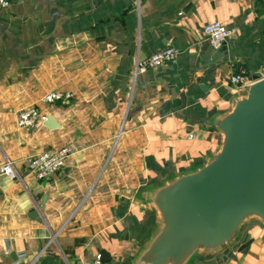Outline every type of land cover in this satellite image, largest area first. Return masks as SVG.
I'll list each match as a JSON object with an SVG mask.
<instances>
[{
  "label": "crops",
  "instance_id": "obj_1",
  "mask_svg": "<svg viewBox=\"0 0 264 264\" xmlns=\"http://www.w3.org/2000/svg\"><path fill=\"white\" fill-rule=\"evenodd\" d=\"M215 21L236 33L214 64L202 49ZM167 47L180 52L175 64L134 79L139 59ZM263 64L264 0H18L0 11V158L22 177L0 175V264L97 254L143 264L162 231L158 190L221 153L218 125L251 88L230 76L255 82ZM54 91L73 104L46 103ZM28 107L54 123L20 128ZM66 146L76 153L51 179L27 172L26 158ZM225 250L224 264H264V221L248 218Z\"/></svg>",
  "mask_w": 264,
  "mask_h": 264
},
{
  "label": "water",
  "instance_id": "obj_2",
  "mask_svg": "<svg viewBox=\"0 0 264 264\" xmlns=\"http://www.w3.org/2000/svg\"><path fill=\"white\" fill-rule=\"evenodd\" d=\"M202 51L207 62L222 57L208 42ZM254 79L248 96L218 125L224 134L221 153L158 190L162 231L140 254L141 263L189 264L203 252L213 259L194 264H224L225 248L245 221L253 216L264 221V80L258 73ZM53 123L49 117L46 124ZM30 217L42 222L38 211ZM12 259L18 261L16 255Z\"/></svg>",
  "mask_w": 264,
  "mask_h": 264
},
{
  "label": "built area",
  "instance_id": "obj_3",
  "mask_svg": "<svg viewBox=\"0 0 264 264\" xmlns=\"http://www.w3.org/2000/svg\"><path fill=\"white\" fill-rule=\"evenodd\" d=\"M18 0H0V11L9 9ZM236 33L234 28H229L219 21L209 23L204 27L206 42L214 49H220L223 45ZM180 57V52L174 47H167L159 50L150 57L139 59L134 70V79L139 75L148 73L149 71L158 70L164 66L175 64ZM260 80H264V64L262 70L258 73ZM229 82L235 87H246L252 85V78L245 73L234 74L230 76ZM252 82V83H251ZM74 94L71 92L54 91L48 93L44 101L50 105H60L69 107L73 104ZM48 121V116L37 107H28L19 111L17 116L18 126L22 129H33L39 123ZM75 149L66 146L59 149L46 150L35 156L25 159L24 166L30 175L38 181H48L55 174L66 167L69 158L74 156ZM0 175L6 176L11 181L22 180L15 163L8 159L0 158ZM54 237L52 238V243ZM102 254H97L95 258L89 262L79 264H102Z\"/></svg>",
  "mask_w": 264,
  "mask_h": 264
},
{
  "label": "rangeland",
  "instance_id": "obj_4",
  "mask_svg": "<svg viewBox=\"0 0 264 264\" xmlns=\"http://www.w3.org/2000/svg\"><path fill=\"white\" fill-rule=\"evenodd\" d=\"M196 258H197V256H194L193 261H191L189 264H194V263H196L197 261L194 262V260H195Z\"/></svg>",
  "mask_w": 264,
  "mask_h": 264
}]
</instances>
